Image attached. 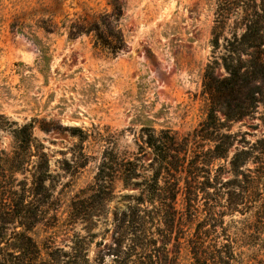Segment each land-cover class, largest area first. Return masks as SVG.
I'll list each match as a JSON object with an SVG mask.
<instances>
[{
    "label": "rangeland",
    "instance_id": "rangeland-1",
    "mask_svg": "<svg viewBox=\"0 0 264 264\" xmlns=\"http://www.w3.org/2000/svg\"><path fill=\"white\" fill-rule=\"evenodd\" d=\"M239 3L0 0V211L13 191L25 188L30 199L31 175L42 172L55 209L45 203L28 231L42 255L50 246L66 249L73 230L84 234L80 224L67 225L70 202L88 193L104 150L145 164L149 130L183 137L198 129L210 101L206 65L218 55L211 41L239 32ZM261 112L230 122V131L237 139L261 137ZM25 124L28 146L14 136ZM112 186L108 210L118 194L133 192L118 176ZM98 227L90 258L102 248L96 242H110L105 225ZM178 257L189 264L186 246Z\"/></svg>",
    "mask_w": 264,
    "mask_h": 264
},
{
    "label": "trees",
    "instance_id": "trees-1",
    "mask_svg": "<svg viewBox=\"0 0 264 264\" xmlns=\"http://www.w3.org/2000/svg\"><path fill=\"white\" fill-rule=\"evenodd\" d=\"M247 1L236 7L239 32L211 41L218 55L206 65L210 101L198 129L183 137L149 130L145 164L104 150L88 193L70 202L67 225L80 224L84 234L73 230L66 249L50 246L44 255L28 231L45 203L55 208L45 176L32 174L30 199L25 188L13 191L0 211L2 223L20 227L0 225V264H180L182 245L189 264H264V135L237 139L228 126L259 108L264 125V0ZM14 136L23 146L32 142L26 124ZM114 176L133 192L118 194L108 210ZM100 223L110 242H96L102 248L90 258Z\"/></svg>",
    "mask_w": 264,
    "mask_h": 264
}]
</instances>
